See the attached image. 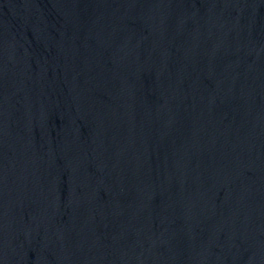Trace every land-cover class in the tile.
<instances>
[{
    "label": "water",
    "instance_id": "95a60500",
    "mask_svg": "<svg viewBox=\"0 0 264 264\" xmlns=\"http://www.w3.org/2000/svg\"><path fill=\"white\" fill-rule=\"evenodd\" d=\"M212 3L264 112V0H212Z\"/></svg>",
    "mask_w": 264,
    "mask_h": 264
}]
</instances>
